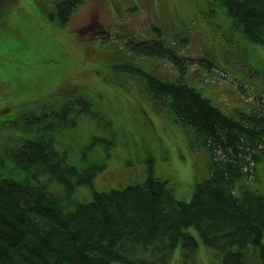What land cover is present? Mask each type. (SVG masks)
Wrapping results in <instances>:
<instances>
[{"label": "rangeland", "instance_id": "rangeland-1", "mask_svg": "<svg viewBox=\"0 0 264 264\" xmlns=\"http://www.w3.org/2000/svg\"><path fill=\"white\" fill-rule=\"evenodd\" d=\"M35 1L20 0V11L0 15V119L15 124V129L0 132V170L7 172L12 165L3 146L37 136L16 128L22 112L39 107L41 102L55 107L72 98L56 92L58 82L83 84L77 93L91 100L92 115L75 113L73 125L51 132L53 145L69 164L104 166L91 184L78 183L71 196L64 195L68 209L74 207L72 202L89 201L94 190L121 189L142 182L150 168L154 176L168 180L175 197L184 201L190 200L194 184L209 176L208 149L190 130L172 120L130 66L161 79H176L179 71L166 58L136 54L128 44L132 37L145 40L159 36L178 55L210 58L216 68L209 74L197 72L194 76L197 66L188 64L184 78L225 112H248L259 105L264 111V45L245 44L218 2L84 0L67 24L57 25L48 21ZM8 2L0 0V5L5 8ZM89 21L91 25L82 29ZM175 38L184 40L185 50L172 44ZM124 64L127 69H114ZM211 77L215 79L211 81ZM257 164V178L252 180L254 174L245 181L262 192L264 158ZM35 171L32 177L33 171L20 170L31 180L45 183L53 193L63 191L62 184L47 172ZM189 231L198 241L195 264H222L220 255L203 244L197 231L193 227ZM146 255L150 257V253ZM260 256L257 249L248 247V264H264ZM165 264H182L179 245Z\"/></svg>", "mask_w": 264, "mask_h": 264}, {"label": "trees", "instance_id": "trees-1", "mask_svg": "<svg viewBox=\"0 0 264 264\" xmlns=\"http://www.w3.org/2000/svg\"><path fill=\"white\" fill-rule=\"evenodd\" d=\"M7 1V7L0 5V15L20 11V0ZM35 2L48 21L65 25L84 0ZM207 2L225 7L232 28L239 31L245 44L264 45V0ZM90 25L89 21L82 29ZM182 41L175 38L172 44L185 50ZM237 42L244 50L243 42ZM128 44L136 54L168 59L179 71L176 79H161L130 66L172 120L190 130L208 149L209 176L197 181L190 200L184 201L175 197L168 180L154 176L150 168L142 182L121 189L94 190L89 201L72 202L70 197L74 207L68 209L64 195L71 196L78 183L91 184L104 164L80 168L67 163L55 149L51 132L73 125L75 113L92 115L91 100L80 94L83 84L58 82L56 92L73 97L59 106L41 102L39 107L22 112L16 128L37 136L2 148L12 165L7 172L0 170V264H165L178 245L182 264H195L198 241L190 227L204 245L220 255L222 264H248L249 246L257 249L263 260L264 191L252 188L245 180L254 174L252 180L257 178V163L264 158V111L259 105L248 112L236 109L227 113L185 80V65L197 66L194 76L216 68L210 58L178 55L159 36L145 40L132 37ZM127 67L124 64L114 69ZM7 129H15V124L0 119V132ZM19 169L33 171L32 177L35 170L47 172L62 184L64 192L49 191L45 183L31 180Z\"/></svg>", "mask_w": 264, "mask_h": 264}]
</instances>
